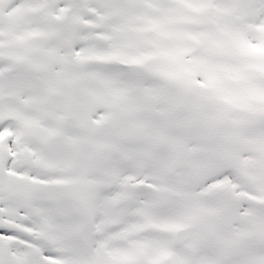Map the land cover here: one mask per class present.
<instances>
[{"label": "snow or ice", "instance_id": "6c2138e0", "mask_svg": "<svg viewBox=\"0 0 264 264\" xmlns=\"http://www.w3.org/2000/svg\"><path fill=\"white\" fill-rule=\"evenodd\" d=\"M0 264H264V0H0Z\"/></svg>", "mask_w": 264, "mask_h": 264}]
</instances>
